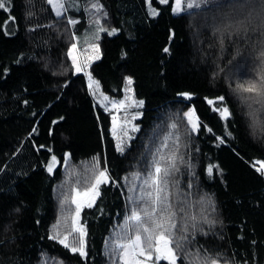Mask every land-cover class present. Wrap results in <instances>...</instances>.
<instances>
[{
  "label": "trees",
  "instance_id": "1",
  "mask_svg": "<svg viewBox=\"0 0 264 264\" xmlns=\"http://www.w3.org/2000/svg\"><path fill=\"white\" fill-rule=\"evenodd\" d=\"M95 1L105 31L89 71L100 90L116 98L123 96L124 78H132L133 96L144 101L140 131L123 154L116 151L111 114L95 104L84 74L75 73L67 56L75 34L88 26L85 10L69 25L70 14L56 17L46 0H10L9 10H0V264H113L105 242L123 235L119 226L132 207L123 177L146 169L166 138L165 154L176 152L177 136L185 163L177 159L173 180L184 192L193 185L188 215L214 221L198 225L202 232L185 251L264 264V175L254 165L264 161V129L252 127L235 91L264 70L258 63L264 0H221L181 13H173L174 0ZM10 17L14 22L6 25ZM229 21L234 27L224 32ZM112 27L118 31L108 35ZM184 92L191 99L179 95ZM218 96L225 97L229 119L206 102ZM189 107L201 124L196 132L183 118ZM64 153H70L67 162ZM52 155L58 163L50 174ZM93 158L101 169L106 159L118 183L103 185L96 205L80 213L88 253L81 257L49 237L71 231L74 206L61 208L60 200L67 194L70 201L73 187L84 190L94 180ZM209 164L217 166L211 174ZM69 245L78 247L76 237Z\"/></svg>",
  "mask_w": 264,
  "mask_h": 264
},
{
  "label": "snow or ice",
  "instance_id": "2",
  "mask_svg": "<svg viewBox=\"0 0 264 264\" xmlns=\"http://www.w3.org/2000/svg\"><path fill=\"white\" fill-rule=\"evenodd\" d=\"M31 2V0H29ZM208 0H190L186 4L187 9L200 8L202 3H207ZM54 11L56 17L62 18L63 13L68 8L76 7V0H46ZM160 4H168L170 0H159ZM151 7V5L149 4ZM220 7H232L231 4L219 5ZM241 8L243 4L239 5ZM10 7V0H0V10L8 11ZM92 7H98V4H93ZM185 7L181 6V0H174L172 4L173 13H181L185 10ZM32 13H29L31 16ZM151 15H157L155 9L152 10ZM13 17H10L6 21V25L14 22ZM227 20V17H225ZM69 25H75L77 23L74 19H68ZM234 25L229 21L224 28V32L232 29ZM100 31H105L101 28ZM245 30V29H241ZM118 31L113 28L108 32V35H112ZM219 31V30H218ZM222 32V36L224 34ZM171 38V37H170ZM75 39V37H73ZM77 48L75 43H72L67 51V56L71 58L72 65L75 69V73L84 72V68L77 63V58L73 55L74 50ZM165 53L169 52V48L163 49ZM260 55L258 57V63L261 64V68L264 69V41L259 46ZM99 59V57H95ZM85 75L89 77L91 81V74L85 72ZM127 85L132 84L131 77L124 78ZM93 83H97L93 81ZM91 87V85H90ZM126 91H131V88H127ZM241 102L248 108L247 116L251 121L252 127L264 129V70H261L259 75L254 78V82L244 86L239 85L237 89ZM95 94V93H93ZM247 94V95H245ZM179 95L185 99H191V94L184 92ZM108 99V97H105ZM206 102L209 106H212V111L218 113L221 119H229L232 116V112L225 103L224 96H218L215 98H206ZM27 103V101H25ZM143 100H135L132 96H127L124 100L119 101L118 108L143 106ZM117 105L114 103V107ZM107 110V109H106ZM138 115H133L132 120H136ZM195 115V109L189 107L187 111L183 112V118L187 120L188 125L192 132L198 131L201 127L198 117L193 119ZM63 119V118H61ZM116 117H113L115 126ZM56 123V121H53ZM131 123V121H126ZM177 125L175 123L170 125V128L175 129ZM204 127H207L204 125ZM209 132L212 130L207 129ZM36 129L33 128V132ZM130 131L136 133L140 131L138 124H131ZM231 133H229L230 135ZM31 135V134H30ZM124 135L128 140H132L133 137L128 134V130H124ZM171 135V133L169 134ZM220 142L223 143L221 138ZM180 137L177 136L175 140L176 152L171 155H166L165 150L168 148L167 138L161 141V146L158 147L155 152L152 153V159L148 162L146 169L142 171L131 172L123 179L128 185L129 195L127 201L132 205L131 209L126 208L125 217L123 223L119 226L123 235L117 234L114 238H110L106 243V251L113 264H178V261L182 259L187 260V264H222L221 255L211 256L209 254H201L200 250L195 253H188L185 251L186 247L190 245L195 239V234L199 230L198 225L201 223L213 224L214 221L208 220V218L202 217L201 220H197L195 215H188V202L190 196L193 195L191 189L192 183L188 184V192H184L181 188L179 180H173V177L180 172V168L177 166V159L181 163H185L183 156L178 155ZM43 148V145L39 146ZM127 145L122 141L117 143L116 151L124 153ZM51 151V149H49ZM70 159V153H64L63 160L67 162ZM95 163L92 167L94 180H92L89 186H86L83 191H80L77 187L71 189V197L65 194V198L60 200L61 208L67 203H71L75 206V212L72 215L71 220V233L79 235V246L71 247L68 243V236L63 238L59 236H50V239H58L59 243L65 248H69L73 253H78L81 257H87L85 236L87 235L86 229L83 223L80 222V213L84 208H92L96 205L98 198L101 196V189L103 185H116L118 183L110 175L108 167V161H103V167L101 169V161L93 158ZM58 163L57 157L52 155L49 162L46 165V170L50 174ZM260 166L256 168V171L261 175H264V161L259 162ZM187 167L191 168V163H187ZM217 167L209 164L206 171L211 174L213 168ZM194 175V173H190ZM134 233V235H133ZM179 233V235H177ZM207 234V233H203ZM63 264V262H58ZM223 264H229L227 260L223 261ZM231 264H235L233 260ZM247 264V262H245Z\"/></svg>",
  "mask_w": 264,
  "mask_h": 264
},
{
  "label": "rangeland",
  "instance_id": "3",
  "mask_svg": "<svg viewBox=\"0 0 264 264\" xmlns=\"http://www.w3.org/2000/svg\"><path fill=\"white\" fill-rule=\"evenodd\" d=\"M147 1L149 2V0H147ZM217 1H221V0H208L207 3L217 2ZM188 2H190V0H181V6L185 7ZM197 2H198V0H197ZM93 4H98V7H96V8L92 7ZM204 4H206V3H202L201 5H204ZM81 8L85 10V15H86L87 20H88V26L85 27L82 31L75 34V40L72 43H75L77 45V48L74 50L73 55L77 58V63L81 67L84 68V72H81V73H83L85 76L87 86L90 90L91 96H92L95 104L99 108H101L104 111L109 112L111 114L112 132L115 136L116 142L120 143L122 141L125 145H127L129 140L124 135V130H128V134L131 135L132 137L134 136L135 133H132L130 131V128H131V124H137V122H136L137 119L133 121L132 116L139 114L138 115V118H139L141 115L142 106L139 108H136L134 106L126 107V108H118L119 101L124 100L127 96H132L135 100H138L133 96L131 85L129 86L126 84L124 87L123 96L120 98H116V97H112V96H109V95L103 93L100 90L99 85L97 83H93V81H96V80L91 76L92 79L90 81L89 77L87 75H85V72L90 73L89 64L92 61L96 60L95 57H97V56L99 57V48H98V44H97L96 39L100 33L99 29H101L102 27L99 24L100 23V20H99L100 4L95 0L94 1L76 0V7L68 8L67 11H65L63 14L68 13V14H70L72 19L77 21V20L81 19V15L76 13V12L79 11ZM155 10L157 12V9H155ZM187 10H189V9H187L185 7L184 11H187ZM252 11H258V8L252 9ZM113 28H115V27H112V28L108 29L107 31L109 32ZM115 29H117V28H115ZM83 42H84V44H83ZM90 85H91V87H90ZM129 87L131 88L130 92L126 91V89ZM93 93H95V94H93ZM105 97H108V99H105ZM114 103L117 105L116 107H114ZM114 116L116 117L115 126H114V122H113ZM196 118H197V116L195 114L193 119H196ZM126 121H131V123H126ZM261 161H263V160H260V159L254 160V165L256 168H258L260 166L259 162H261ZM80 191H83V190H80ZM74 212H75V206H74V211H73L72 215L74 214ZM71 220H72V217H71ZM59 233H61V232H59ZM59 233L54 234V236L58 235L59 238H63L65 235H67L68 236V243L73 240V237H76V243H77V246H79V235L78 234H70L71 231L69 233H62V234H59ZM69 235H71L70 240H69ZM72 235H73V237H72ZM133 235H134V233H133ZM222 264H223V262H222ZM229 264H231V262H229Z\"/></svg>",
  "mask_w": 264,
  "mask_h": 264
},
{
  "label": "water",
  "instance_id": "4",
  "mask_svg": "<svg viewBox=\"0 0 264 264\" xmlns=\"http://www.w3.org/2000/svg\"><path fill=\"white\" fill-rule=\"evenodd\" d=\"M183 97V96H182Z\"/></svg>",
  "mask_w": 264,
  "mask_h": 264
}]
</instances>
